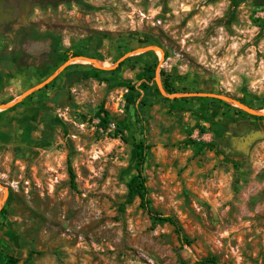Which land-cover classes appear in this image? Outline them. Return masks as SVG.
<instances>
[{
  "label": "rangeland",
  "instance_id": "rangeland-1",
  "mask_svg": "<svg viewBox=\"0 0 264 264\" xmlns=\"http://www.w3.org/2000/svg\"><path fill=\"white\" fill-rule=\"evenodd\" d=\"M233 1L25 4L22 24L96 58L68 65L108 71L70 87L67 62L47 77L16 70L0 30V264H264V139L246 154L232 139L264 133V6ZM142 140L152 205L191 245L139 200L122 210Z\"/></svg>",
  "mask_w": 264,
  "mask_h": 264
},
{
  "label": "trees",
  "instance_id": "trees-1",
  "mask_svg": "<svg viewBox=\"0 0 264 264\" xmlns=\"http://www.w3.org/2000/svg\"><path fill=\"white\" fill-rule=\"evenodd\" d=\"M239 4V0H234L233 5L236 8ZM14 35V47L11 52L6 53V61L10 62L16 70L27 69L30 67H36L37 70L42 74V76H50L55 71L66 62L79 58H91L96 59L95 56H87L79 52H72L71 50L63 49L59 44H56L53 40L46 39L49 34H41L37 32L32 26L24 25L13 30ZM29 41H45L49 44V49L42 55H33L29 53L26 49V44ZM108 71L94 68L92 66H83L79 64H72L67 66L62 73L59 74L60 78L67 87L72 86L80 81L96 79L102 80L103 74ZM157 72V64L152 67L144 69L142 80L144 82L141 85V89L147 92L149 90V84L155 78ZM49 86H46V88ZM165 90L169 94L176 93L172 89L171 84L164 80ZM103 122H107L105 119ZM134 148L136 151V161H135V174L130 178L127 183V199L125 204L122 205V210L126 205H131L136 200L140 201V207L147 212L150 219L154 224L165 225L168 224L172 226L177 234L178 240L183 245H191L193 241L186 235L180 221L175 216H165L162 213L156 211L152 205L150 198V190L147 185V178L145 175V165L148 158L149 150L151 145L147 141H134ZM71 179L74 182L75 175L70 169ZM18 259L11 258L7 264H17ZM197 264H223L217 257L210 256L201 259Z\"/></svg>",
  "mask_w": 264,
  "mask_h": 264
},
{
  "label": "water",
  "instance_id": "water-1",
  "mask_svg": "<svg viewBox=\"0 0 264 264\" xmlns=\"http://www.w3.org/2000/svg\"><path fill=\"white\" fill-rule=\"evenodd\" d=\"M63 0H38L39 4H47V3H58L61 2ZM241 2L243 1H247V0H239ZM254 1L256 4L264 6V0H252ZM14 18L13 15V11H8V13H4L3 12V3H0V30H3L2 28V24L4 22V20L9 23L10 21H12ZM69 62H67L62 68L61 70L65 69L68 65ZM233 142H236L237 144H239V148L238 150H242L245 154L249 152L250 147L258 140L264 139V133H262L261 131H256L251 133L250 135L243 137L241 139L238 138H232Z\"/></svg>",
  "mask_w": 264,
  "mask_h": 264
},
{
  "label": "flooded vegetation",
  "instance_id": "flooded-vegetation-1",
  "mask_svg": "<svg viewBox=\"0 0 264 264\" xmlns=\"http://www.w3.org/2000/svg\"><path fill=\"white\" fill-rule=\"evenodd\" d=\"M252 1V0H251ZM0 3H3V12L8 13V11H13L14 18L12 21L7 23L5 20L2 24L3 32L9 31L13 33V30L20 26L29 25V24H22V13H23V7L27 3H38V0H0ZM257 130H251L246 133L236 134L235 137L238 139H241L243 137H246L250 135L253 132H256ZM234 138V136H233ZM239 144L236 145V148L238 150ZM251 148V147H250ZM242 152V150L240 151Z\"/></svg>",
  "mask_w": 264,
  "mask_h": 264
},
{
  "label": "bare ground",
  "instance_id": "bare-ground-1",
  "mask_svg": "<svg viewBox=\"0 0 264 264\" xmlns=\"http://www.w3.org/2000/svg\"><path fill=\"white\" fill-rule=\"evenodd\" d=\"M83 60V59H82Z\"/></svg>",
  "mask_w": 264,
  "mask_h": 264
}]
</instances>
